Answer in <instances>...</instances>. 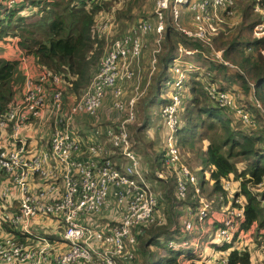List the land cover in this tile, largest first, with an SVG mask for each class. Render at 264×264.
Segmentation results:
<instances>
[{
  "label": "built area",
  "instance_id": "built-area-1",
  "mask_svg": "<svg viewBox=\"0 0 264 264\" xmlns=\"http://www.w3.org/2000/svg\"><path fill=\"white\" fill-rule=\"evenodd\" d=\"M235 1L154 0L152 19L139 20L111 42L99 69L79 98L65 96L66 88L71 85L45 69H40L34 77H24L21 97L0 119V171L9 180V185L0 191V207L4 210L9 202L12 208L11 212L0 214V224L19 232L26 242L13 233L1 235L0 264H119L120 259L134 258L133 248L145 226L156 221L158 225L163 223V217L156 220L158 196L145 178L147 171L141 167L140 156L133 151L134 143L127 130L136 120L138 86L134 95L124 102L122 85L138 74L148 35L155 38L156 48L151 58L154 70L168 30L178 32L185 41L200 44L202 50L177 45V55L169 67L170 76L164 82L168 103L157 112L163 124L165 170L156 172L155 176L166 179L174 175L177 197L184 199L187 186L191 185L193 198L198 201L196 211H183L181 224L185 240L169 241L166 248L173 251L191 248L193 256L201 261L199 264H229L226 253L218 254L216 250L224 245H240L245 234L240 229L245 202L242 196L236 195L239 182L222 183L226 196L219 198L220 217L216 220L219 226L209 228L213 242L203 241L209 233L206 227L213 212L212 204L203 196L196 176L181 163L176 132L187 75L205 71L194 57L238 70L215 47V39L224 31L221 28L224 18L235 13ZM23 2L0 0L4 8L1 17L5 19ZM263 4V0H254L252 11L261 16L252 31L254 39H264ZM183 18L190 20L186 27L181 23ZM260 52L264 54L263 49ZM247 84L252 92L251 107L264 116V109L253 95L254 84L248 80ZM108 91L114 99L111 110L116 114L125 113V119L109 121L105 128L90 130L93 141L82 142L79 135H74L76 130L87 135L79 119L84 115L95 117ZM208 95L235 120L250 124V116L244 110L246 104L237 103L242 98L238 99L230 90H219L215 84L208 87ZM30 133L35 137L31 138ZM115 153L125 160L124 165H120L119 159L111 158ZM13 190L17 193L16 207L11 203ZM43 222L54 224L53 228L62 231L59 247L31 231V228H41L45 232ZM214 243L219 247H214ZM187 256L190 255H179L181 259Z\"/></svg>",
  "mask_w": 264,
  "mask_h": 264
},
{
  "label": "trees",
  "instance_id": "trees-1",
  "mask_svg": "<svg viewBox=\"0 0 264 264\" xmlns=\"http://www.w3.org/2000/svg\"><path fill=\"white\" fill-rule=\"evenodd\" d=\"M95 3L97 1L74 0V4L69 8L70 6L67 5L68 2L66 0H24L23 4L19 8L11 10L5 19L1 17L0 13V24H2L0 28V43H8L9 39H13L19 51L25 56L33 58L34 65L38 69H45L61 76L66 85H71V87L66 88L65 96L71 95L72 99L79 98L88 82H90L89 80L99 69V66L98 68L97 66L91 68L93 63L90 61L92 50L97 47V42L103 41L98 39L94 33V14L99 8ZM43 5L50 7L49 14L40 19L36 18L33 22H29V20L25 22V17L17 16L22 11L21 9L25 7L27 9L33 8V11L30 12L32 17L36 12H45L46 8ZM86 5H89L90 10H86ZM1 10L2 7L0 6V12ZM149 17L141 20H151L152 16L151 19H147ZM14 20L15 24L13 23ZM37 33L43 36V40L37 38ZM239 41L238 37H233L224 44L227 50L233 53ZM178 43L183 44L185 47L202 50L200 44L185 41L178 32L168 30L165 33L161 44L162 53L156 58V84H154L149 94L147 93L144 98L138 99L135 104L136 120L138 105L143 107L144 112V117L135 130L136 133L146 124L147 116L145 115V110L149 105H152L157 98L159 109L168 103V99H160L159 96L163 89L162 83L170 76L169 67ZM249 48H252L254 53L245 56L244 53ZM261 48L264 50V39H252V41L246 42L243 49L240 46V50L237 49L234 52L235 57L233 59L237 61L239 68V70L234 71V76L240 79L242 89L251 93L244 76L246 74L254 84L253 95L264 109V57L257 53L258 49ZM151 58L152 56H150V60ZM19 63L20 61L16 59L8 60L0 57V119L4 117L11 105L16 102L15 97L18 87L20 85L23 86L24 76L21 71L19 72ZM140 64L142 70L143 51ZM160 64L162 66L159 68ZM217 66L219 65L217 64ZM207 70L210 71L209 67ZM200 75H202L201 71L190 73L184 82L181 110L179 112L180 123L176 132V146L180 154V161L195 175L193 166L190 167L182 159L181 154H186L187 160H189L190 156L193 158L192 155L199 160L197 168H200L201 172H208L206 181L212 187L209 197L214 198V203L217 204L216 208L218 210L220 207L218 205L220 196L224 198L226 196L222 190V183L226 180H237L240 178L239 194L237 193L236 195L242 196L245 202L244 221L240 225V229L246 233L254 226L259 231L264 229V135L259 133L258 130H264V116L259 110L249 104L244 110L250 116V124H244L242 121L237 120L232 121L226 110L218 108L209 98L208 87L215 83L214 76H208V83H205L201 80ZM136 84L135 80H131L122 85L124 92L122 100L124 102L134 95ZM217 87L219 90H229V88L222 85ZM230 91L233 92V90ZM78 92L80 94L75 95ZM113 101L111 91H108L97 115L95 117L84 115L79 119V122L85 127L100 129L110 124L107 118L105 121V116L112 117L111 121L114 123L124 120L126 117L125 113L116 114L111 110ZM104 110H108V113L105 114ZM158 118V124L161 127V137L163 124L160 117ZM259 120H262L263 126H261ZM136 124L135 122L129 125L127 130L134 143L133 151L138 154V151L142 148L139 141L136 142L135 134L132 133V128ZM205 131L209 133L205 139L207 142L205 148H201L200 151L198 149L192 151L195 142L204 136ZM74 135L78 136L80 132L76 130ZM191 153L193 154L191 155ZM163 155L164 151L160 157L154 158L156 156L154 154L146 167H144L143 159L140 157V164L143 170L147 171L145 178L151 183L153 190L158 196V207L155 213L156 220H158V217H163L164 221L161 225H158L156 221L151 225L145 226L142 233L137 237L136 245L133 248L134 258L132 260L120 259L118 260L119 264H137L138 256L141 255L143 259L148 258V247L157 242L160 237H167L172 233L176 235L178 242L185 240V233L182 232L183 226L181 224L183 211L191 209L194 212L198 208V201L193 198L194 194L191 185L187 186L185 198L179 199L177 197V183L174 175L167 176L166 179L156 178L155 173L164 169ZM111 158L119 159L120 165L125 164V160L116 153ZM237 162H242V172L240 174L236 170ZM232 174L234 178L231 179ZM246 176L249 178L246 179ZM0 181L9 183L8 178L1 171ZM197 183L204 190L205 180L202 179V181ZM258 185H261V190L254 194L251 188L256 189ZM210 218L211 215L209 216ZM3 225L7 232L13 233L14 237L26 242L24 236L20 235L19 232L6 224ZM212 226L216 228L219 224L214 221ZM31 231L36 235L49 238L52 242L56 240L53 235L46 234L41 228H31ZM241 247H243L242 244L224 245L220 248V253H226L229 264H251V254ZM160 249L174 253V256H170L168 259L167 264H176V257L180 255V250L167 249L166 245L161 246ZM187 253L193 255L192 249H187Z\"/></svg>",
  "mask_w": 264,
  "mask_h": 264
},
{
  "label": "rangeland",
  "instance_id": "rangeland-1",
  "mask_svg": "<svg viewBox=\"0 0 264 264\" xmlns=\"http://www.w3.org/2000/svg\"><path fill=\"white\" fill-rule=\"evenodd\" d=\"M66 1L68 2L67 5L70 6L69 8H71L72 7L71 5L74 4V0H66ZM153 2H154V0H97V3H95V5L99 6V8L97 9V11L94 14L95 15V19H93L94 20V26H95L94 33L98 39L103 40V41L97 42V47H94V49L92 50V55L90 56V61H91V63H93V66L91 68H95L96 66L98 68L100 61L104 57V55L106 54L108 46L111 44V42L113 40H116L118 37L120 38L123 34H125L130 29L132 24L134 25L139 20L145 19V17L150 16L147 19H151L152 11H153ZM235 2H236V5H235L234 9L235 10L237 9V14H239L241 21L237 24V27L234 30V34L233 35L230 34L229 36L238 37L240 39L241 46L243 49L245 47L246 42L252 41L253 28L256 24H258L261 21V16L259 15V13H254L253 11L250 12V7H251V9L253 8L254 0H236ZM263 2H264V0H263ZM89 5H86V10H90ZM44 6L45 5H43V7ZM262 7H264V4ZM45 8H46L45 12H41V11L36 12L32 17L30 15V12L33 11V8L27 9V7H25L24 9H21L22 11H20L17 16L25 17V19H24L25 22H28L26 20H29V22H33V21H35L34 19H36V18L40 19V18L44 17L45 15L49 14V8L50 7L45 6ZM75 8H78V7H75ZM238 9H242V10L238 12ZM3 11H4V8L0 12L1 15L4 14ZM93 11H94V8H93ZM242 18L245 20L242 21ZM245 21H247V23H246L247 27H246L245 31L243 33H241L239 26L240 25L244 26ZM13 23L14 24L16 23L15 20L13 21ZM1 27H2V24H0V28ZM36 36H37V38L43 40V38H42L43 36L40 33H37ZM145 39H146L145 40L146 43H145V47L143 50V69L141 71H139L138 74L135 72L136 73L135 78H138L135 80H139L138 82H139V87H141V91H145L146 86L149 87L154 82V80L156 78V75H153L155 73L156 63L154 64V70H152V63H151L152 59L150 60V56H152V53H153L154 49L156 48L155 38L152 35H149V36H146ZM218 39H220V38H218ZM176 49L173 53L174 57L177 55ZM242 49H241V51H242ZM261 49H258L257 53H258V55L264 57V54L260 52ZM18 50H19V48H18ZM253 53L254 52L252 51V48H249L246 51V53H244V55L248 56V55L253 54ZM14 57H18V56H14ZM148 58H149L150 62L148 61ZM200 59H201V57H200ZM225 60H227L230 64H232L233 66H236L238 68L237 61H231L229 59H225ZM30 64L34 67V69L37 70V67L35 65H33L34 60H32V61L30 60ZM200 65L201 66L204 65V68H207L206 66L212 67L213 68L212 70L214 72V73L210 72L209 74H205L206 70L203 71L202 75H200L201 80L203 82L208 83V78H206L207 80L204 78L205 75H209L211 77L214 74L219 75V77H217L215 79L216 84L215 83L214 84L216 86L220 85L221 76L227 77L232 72L231 71L232 69L225 68V67L215 68L216 64H213L210 62H204L203 60H200ZM140 67H141V64H140ZM19 72H20V70H19ZM244 74H245V72H244ZM244 76L247 79H249V81L251 80L250 77L247 76L246 74ZM209 79H210V77H209ZM135 83H137V81H135ZM21 86L22 85H20L18 87L17 95L21 92L20 91ZM84 86H85V84H84ZM138 90H139V88H138ZM79 94H80L79 92L75 93V95H79ZM167 94H168V90L166 89V87L163 84V89H162V92H161L159 97L161 99H165ZM248 96L249 97H247V96L243 97L241 99V102L237 101V103L241 104V105L246 104V106H248L250 104V102H248V100L251 101L252 95L248 94ZM138 106L136 109L137 120L135 121L137 124L135 125V127L132 128V133L135 134V138L137 139L136 142L146 140V139H144V137L145 138L147 137L145 131L148 128L150 129L152 127V125H155L154 126V128H155L154 129V134H155L154 144L156 146H153L154 145L153 144L149 147V151H146L144 149V147L141 145L142 149L140 151H138V154L143 159L144 164L147 166V164L149 163V160L153 157L154 154L156 155V153H157V155L160 157V155L163 152L162 141H160L161 127L158 124L159 118L156 115H153V119H150L151 114L149 116L148 113L150 112L151 108H147V110H145V115L147 116L146 124L143 126V128L141 130L138 131V133H136L135 130L138 126V123H141V120L144 117L143 107L139 106L141 108L140 109ZM154 106H155L154 107L155 110H158L157 109L158 105H154ZM227 115L230 117V119L232 121H236L232 115H230L229 113H227ZM104 118H105V121H106V118L108 119V121L112 120V117H109V116H105ZM259 121H260L261 126H263L262 120H259ZM263 131L264 130H261V129L258 130L259 133L264 135ZM208 135H209V133L206 132L204 134V136H202V138L197 140L195 142L193 148H192V151H195L197 149L200 151L201 148L204 149L206 144H207L205 139ZM80 136L82 137V133H81V135H79V137ZM151 154H152V156H151ZM192 154L193 153H191V155ZM192 156H193V158L190 156L189 160H187L186 154H184V153L181 154L182 159L185 160V162L190 167L193 166L197 180L198 181H202V179L205 180V187L203 190L204 192H202V194H203V196H206V198L208 199L209 202L211 201L210 203L212 204V211H214V209L218 210L216 208L217 204L214 203V198L209 197V193H210L212 187H211V185H208V181H206L208 179V172H201L200 168H198L196 170L195 168H197V166L199 165V160L196 159V157L194 155H192ZM159 161H160V158H159ZM241 164H242V162L236 163V170H237L238 174H240V172H242ZM164 170H165V168L163 169V171ZM232 178H234L233 174L231 176V179ZM245 178L248 179L249 177L246 176ZM233 181H237L240 184L241 179L240 178L237 180L234 179ZM260 190H261V188H259V189L251 188V191L254 194L259 192ZM218 205H220L219 201H218ZM206 228L209 229V227H206ZM211 233L212 232L209 229V233L207 235H204L203 241H207V242L211 241L212 240V234ZM57 235H59V234H57ZM244 236L245 237H243L242 242H241L243 247H241V248H245L251 254L252 261L255 264L264 263V229H260L258 231L256 229L252 228L251 232L247 231L246 235L244 234ZM176 239H177L176 235L172 234V235H169L167 237H160L157 240V242L150 245L148 247V252L150 254L149 264H159V263L167 264V260L170 258V256H174V253H169L167 250H161L160 247L165 246L169 241H173L175 243H180ZM186 239H188L192 243V241H191L192 239L190 237H188L187 235H186ZM219 241L220 240L217 239V242H219ZM212 242H213V240H212ZM213 246L216 248L219 247V245L216 243H214ZM186 253H187L186 249L180 250V255H182V257L186 256ZM216 253L220 254V250H216Z\"/></svg>",
  "mask_w": 264,
  "mask_h": 264
},
{
  "label": "crops",
  "instance_id": "crops-1",
  "mask_svg": "<svg viewBox=\"0 0 264 264\" xmlns=\"http://www.w3.org/2000/svg\"><path fill=\"white\" fill-rule=\"evenodd\" d=\"M242 9H238V12L239 11H241ZM250 12H252V9H251V7H250ZM243 20H245V19H243L242 18V21ZM241 21V18H240V16H239V14H237V9L235 10V13L233 14V16H227V17H225L224 18V20H223V24L221 25V28H223V32H221V34H220V36L219 37H217L216 39H215V47L218 49V50H221L222 51V53H223V57L225 58V59H229V60H231V61H236V60H234L233 58H234V55H235V51H237V49L238 50H240L239 48H240V46H241V42L239 41V43H237V45H236V47H235V50L233 51V53H230L228 50H227V48H226V45L224 44L225 42H228V41H230L232 38H233V36H229L230 34H234V30L236 29V27H237V24L239 23ZM189 22H190V20L189 19H185V18H183L182 19V25L184 26V27H186V26H188L189 25ZM247 23V21H245L244 22V26H239V29H240V32L241 33H243L244 31H245V29H246V24ZM227 32V34H224V33H226ZM221 37V38H220ZM218 38H220V39H218ZM252 39H254L253 37H252ZM178 44H181V43H178ZM177 44V45H178ZM187 48H189L190 49V47H188V46H186ZM176 48H177V46H176ZM175 48V49H176ZM175 51V50H174ZM0 57H2V58H4V59H8V60H19L20 61V65H19V70L22 72V74H23V76L25 77V76H29V77H34V76H36L37 75V73L40 71V69H38L37 68V70L36 69H34V67L30 64V60L32 61L33 60V58L32 57H29V56H25L21 51H19L18 50V47H17V44L16 43H14V40L11 42V43H4V44H2L1 46H0ZM174 53V52H173ZM18 56V57H14V56ZM28 58V59H27ZM30 59V60H29ZM194 60H196L199 64H200V56H196V57H194ZM33 63V62H32ZM213 64H215V63H213ZM34 65V64H33ZM162 65L160 64V66H159V68L161 67ZM207 68H205V74H209L210 73V71L212 72V73H214L213 72V70H211V69H213L212 67H209V69H210V71L209 70H207L208 69V66H206ZM218 67H224V66H217V64H216V67L215 68H218ZM236 67V66H235ZM226 68V67H225ZM157 69V68H156ZM238 70H239V68H237ZM139 71H141V67H140V69H139ZM232 72H231V74L230 75H228L227 77H225V76H221V80H220V85L219 86H225V87H227V88H229L230 90H233V94L239 99V98H243V97H249L248 96V94H252V92L250 93H248V91L247 92H245L243 89H242V86H241V82H240V79L239 78H237V77H235L234 76V71H235V69L234 70H231ZM139 73V72H138ZM233 73V74H232ZM153 75H155V73L153 74ZM152 75V76H153ZM151 76V77H152ZM207 76L208 75H205V79L207 78ZM214 76V79H216L217 77H219V75H216V74H214L213 75ZM135 79H138V78H135ZM134 79V80H135ZM246 79V81L248 80L249 81V79H247V78H245ZM135 81H137V86H138V88H139V90H138V94L140 95V97L138 98V99H140V98H144L146 95H147V93L149 94L150 92H151V90H152V88H153V86H154V84H156V78H155V80H154V82L148 87V86H146V89H145V91H141V87H139V80H135ZM252 80H250V82H251ZM215 82H216V80H215ZM162 84H164V83H162ZM216 84V83H215ZM23 87V86H22ZM168 90V89H167ZM21 92L18 94V95H16V97H15V100L17 101L20 97H21V94H22V88H21V90H20ZM162 92V91H161ZM167 96H168V94H167ZM167 96H166V98L165 99H167ZM158 99V98H157ZM155 100V102L152 104V105H149L147 108H151V110H150V112L148 113L149 114V116H150V114H151V117H150V119H153V115H156L157 116V112H158V110H155V106L154 105H158V100ZM161 99V98H160ZM248 100V99H247ZM248 102H250L251 103V101H249L248 100ZM249 106V105H248ZM251 106V105H250ZM159 105L157 106V109H159ZM147 110V109H146ZM104 113L105 114H107L108 113V110H104ZM154 121V120H153ZM154 126L155 125H152V127L149 129H147L146 131H145V133H146V135H147V137L145 138L144 137V139H146V140H143V141H139V143H140V146L142 145L143 147H144V149L146 150V151H149V147L151 146V145H153L154 144V139H155V134H154ZM84 127H85V125H84ZM81 128V127H80ZM82 129V128H81ZM87 129V135L86 136H84L83 134H82V137L80 136L79 138H80V140L83 142L84 140H88V141H93L92 140V137H93V134H91V133H89V131L90 130H94V128L93 129H91V128H88V127H85V129L84 130H86ZM30 135V137L31 138H34L35 137V135H34V133H30L29 134ZM80 135H81V133H80ZM99 139H101V141H102V136H100L99 137ZM160 141H162V133H161V137H160ZM162 144H163V142H162ZM160 145V144H159ZM153 146H156L155 144L153 145ZM157 152V151H156ZM139 155V154H138ZM140 156V155H139ZM151 156H152V154H151ZM156 157H158V155H157V153H156V156L154 157V158H156ZM144 167H146V165L144 164ZM198 168H196V170H197ZM234 184H237V182H235L234 181ZM9 184H7L6 182H3V181H0V191L3 189V187H5V186H8ZM235 187H236V185H234ZM14 192V193H13ZM13 192H12V194H13V197L15 198V201L16 202H14V198H12V202L11 203H14V207H16L15 206V204L17 203V193H16V191L15 190H13ZM10 201V200H9ZM4 204H5V202H4ZM5 207V209L3 210V207H0V214H3L4 212H6V213H9V212H11V204H9V202H8V204H7V206H4ZM219 217H220V213H219V210H215L214 209V211L212 212V214H211V218L209 219V221L207 222L208 223V225H207V227H209V228H212V224H213V222L214 221H216V220H218L219 219ZM44 224H43V226L44 227H46V229L44 230L45 232H46V234H49V235H53L55 238H56V240L53 242V244L56 246V247H59L60 246V244H59V241L61 240V235H62V231L61 230H57V229H55V228H53L52 226H54V224H52V226H50L49 224H47L46 222H43ZM252 228H254V229H256L254 226L253 227H251L248 231L249 232H251V229ZM7 233H9V232H7L5 229H4V225L3 224H0V236L1 235H4V234H7ZM57 234H59V235H57ZM171 235H172V233H171ZM245 235H246V233H245ZM243 237H245L244 235L242 236V238H241V240L243 239ZM49 239V238H48ZM207 242V241H206ZM242 242V241H241ZM243 246V245H242ZM245 247V246H244ZM201 252V251H200ZM149 257H150V254H149ZM149 257L148 258H146V259H143V257H142V255L141 256H138V262H137V264H149ZM198 262H201L197 257H195V256H193V255H190V256H187V258H185V259H181L179 256H177L176 257V264H199ZM167 263H168V260H167ZM251 264H255L253 261H252V258H251ZM262 264H264V263H262Z\"/></svg>",
  "mask_w": 264,
  "mask_h": 264
}]
</instances>
